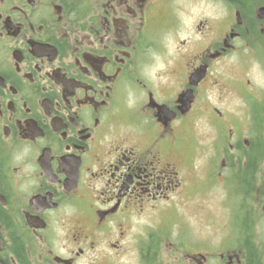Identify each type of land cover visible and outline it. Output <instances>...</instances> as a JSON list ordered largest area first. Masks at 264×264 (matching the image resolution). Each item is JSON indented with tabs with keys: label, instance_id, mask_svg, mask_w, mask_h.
I'll return each mask as SVG.
<instances>
[{
	"label": "flooded vegetation",
	"instance_id": "obj_1",
	"mask_svg": "<svg viewBox=\"0 0 264 264\" xmlns=\"http://www.w3.org/2000/svg\"><path fill=\"white\" fill-rule=\"evenodd\" d=\"M261 222L264 0H0V264H264Z\"/></svg>",
	"mask_w": 264,
	"mask_h": 264
},
{
	"label": "rangeland",
	"instance_id": "obj_2",
	"mask_svg": "<svg viewBox=\"0 0 264 264\" xmlns=\"http://www.w3.org/2000/svg\"><path fill=\"white\" fill-rule=\"evenodd\" d=\"M198 156L199 155H197L196 158ZM199 160H202V155H200ZM186 201L187 199L185 200L184 204L186 203ZM204 203L207 204L206 197L198 196L195 201L191 199L187 204L186 209L180 213L183 220H185L184 226L191 231L193 238L201 237L208 232V227L205 226V221L201 220V217H199L200 214L196 209V206L204 205ZM261 223H259L260 225H258L257 232L260 233V238H264V222ZM174 232H176V229L174 230ZM215 235L217 237L220 236V232L217 231Z\"/></svg>",
	"mask_w": 264,
	"mask_h": 264
}]
</instances>
